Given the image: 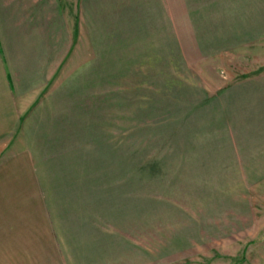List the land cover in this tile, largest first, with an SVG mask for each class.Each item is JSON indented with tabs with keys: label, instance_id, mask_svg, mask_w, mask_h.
Returning a JSON list of instances; mask_svg holds the SVG:
<instances>
[{
	"label": "rangeland",
	"instance_id": "1",
	"mask_svg": "<svg viewBox=\"0 0 264 264\" xmlns=\"http://www.w3.org/2000/svg\"><path fill=\"white\" fill-rule=\"evenodd\" d=\"M82 2L0 145V264H264V0Z\"/></svg>",
	"mask_w": 264,
	"mask_h": 264
},
{
	"label": "crops",
	"instance_id": "2",
	"mask_svg": "<svg viewBox=\"0 0 264 264\" xmlns=\"http://www.w3.org/2000/svg\"><path fill=\"white\" fill-rule=\"evenodd\" d=\"M82 4V0H0V145L13 142L5 140L13 129L31 127L32 113L55 110L52 90L67 72L69 51L93 38L84 33ZM147 14L157 21L161 16L158 7Z\"/></svg>",
	"mask_w": 264,
	"mask_h": 264
}]
</instances>
